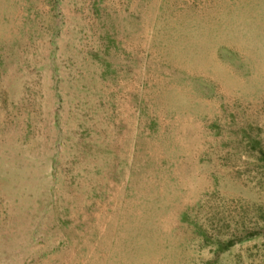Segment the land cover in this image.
<instances>
[{"label":"rangeland","instance_id":"1","mask_svg":"<svg viewBox=\"0 0 264 264\" xmlns=\"http://www.w3.org/2000/svg\"><path fill=\"white\" fill-rule=\"evenodd\" d=\"M145 263L264 264V0H0V264Z\"/></svg>","mask_w":264,"mask_h":264},{"label":"bare ground","instance_id":"2","mask_svg":"<svg viewBox=\"0 0 264 264\" xmlns=\"http://www.w3.org/2000/svg\"><path fill=\"white\" fill-rule=\"evenodd\" d=\"M190 66V65H189ZM145 256V254H144ZM143 256V257H144ZM158 255L156 253H151V255L148 257V253L146 254L145 258H148L146 259V263H149V262H154V261H158L159 259H155L154 257H157ZM145 263V264H146ZM171 264V263H170Z\"/></svg>","mask_w":264,"mask_h":264}]
</instances>
